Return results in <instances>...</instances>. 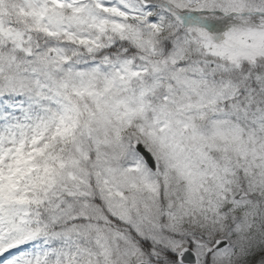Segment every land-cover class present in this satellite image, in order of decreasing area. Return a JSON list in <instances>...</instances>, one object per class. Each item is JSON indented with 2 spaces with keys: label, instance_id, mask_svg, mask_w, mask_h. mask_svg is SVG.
I'll list each match as a JSON object with an SVG mask.
<instances>
[{
  "label": "snow or ice",
  "instance_id": "obj_1",
  "mask_svg": "<svg viewBox=\"0 0 264 264\" xmlns=\"http://www.w3.org/2000/svg\"><path fill=\"white\" fill-rule=\"evenodd\" d=\"M0 264H264V0H0Z\"/></svg>",
  "mask_w": 264,
  "mask_h": 264
}]
</instances>
